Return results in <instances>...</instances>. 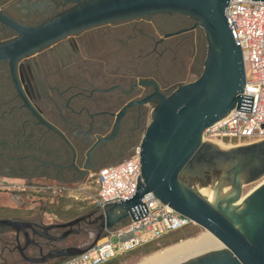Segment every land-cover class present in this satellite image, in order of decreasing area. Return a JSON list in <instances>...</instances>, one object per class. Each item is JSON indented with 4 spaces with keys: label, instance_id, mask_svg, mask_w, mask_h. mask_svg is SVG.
Returning <instances> with one entry per match:
<instances>
[{
    "label": "water",
    "instance_id": "1",
    "mask_svg": "<svg viewBox=\"0 0 264 264\" xmlns=\"http://www.w3.org/2000/svg\"><path fill=\"white\" fill-rule=\"evenodd\" d=\"M232 0H64L59 6H73L38 25L24 24L0 9V25L15 37L0 42V63H9L15 88L25 107L49 129L72 146L65 133L36 109L23 91L18 77L19 63L55 43L85 30L122 20L161 13H179L198 21L208 37V53L200 77L164 95L154 80L140 79L139 87H154L145 99L125 106L118 114V123L134 105L156 104L152 122L141 143L142 177L136 195L129 201L107 206L88 216L63 224L45 225L24 219H1L0 235L14 232L22 258L31 264H46L82 255V247L47 250L48 245L62 243L80 235L74 227L97 216L96 245L105 229L124 223L143 198L153 193L164 204L212 233L214 238L178 252L156 264H264V185L238 209L231 207L242 198V176L252 181L264 174V141L224 150L204 142L206 129L225 118L235 107L241 108L244 91L245 63L241 48L235 42L226 17ZM264 1V0H252ZM49 11V10H48ZM169 37V36H166ZM104 141L100 139V142ZM99 145V142L90 151ZM92 169L88 166L82 176ZM206 180L204 173L223 172L222 179L232 178L234 195L211 204L200 191L182 183V175ZM81 176V177H82ZM68 229L62 236L54 230ZM21 237L25 246H21ZM32 247L40 255L25 251Z\"/></svg>",
    "mask_w": 264,
    "mask_h": 264
},
{
    "label": "flooded vegetation",
    "instance_id": "2",
    "mask_svg": "<svg viewBox=\"0 0 264 264\" xmlns=\"http://www.w3.org/2000/svg\"><path fill=\"white\" fill-rule=\"evenodd\" d=\"M61 2L64 0H56L49 6L55 11L61 7L59 6ZM10 3L11 0H0V9L17 21L32 25L8 12ZM23 15L25 16L22 13ZM26 16L32 17L30 14ZM159 16L164 19H156ZM197 23L198 21L191 16L179 13H161L122 20L83 31L103 29V35L96 37L97 40L93 39L92 35L83 36L79 33L55 43L36 55L24 58L17 70L24 93L48 122L65 133L72 146H69L54 130L41 124L25 107L15 88L9 63H0L7 66L10 81L19 101V109L25 112L21 131L14 133L16 138L25 139L24 151L14 154V157L9 154L10 144L6 139L9 129L3 121L8 117V112L4 111L0 116V119L2 118L0 139L3 138V141L0 140L3 147L0 152V176H22L20 178L24 179L34 177L52 183H70L80 178L81 173L85 172L88 166L91 171L96 172L102 165H118L122 158L134 153L135 140L145 120L148 107L151 105L156 107V104L131 106L119 123L118 114L125 106L139 102L154 93L155 88L139 87L140 77L137 72L127 71L122 74L107 68L98 53H112V48L116 49L118 46L122 52L132 51L138 41L142 40L144 43H150V54L157 53L159 57H163L165 54L174 53L175 49L171 48L170 41L196 28H201L196 26ZM123 30L127 31L128 35L116 36V40H113V32ZM6 33L12 32L0 25V36ZM63 49L64 53L61 55L59 51ZM149 80L156 81L164 95L170 94L171 86L162 87L159 81ZM27 126L30 127L29 130ZM39 132L42 133L43 139H54V146L48 142L42 143V140L36 141ZM100 139L104 141L100 142ZM98 142L99 145L89 157L90 151ZM19 146L22 147L21 144ZM12 165L16 167L12 168ZM97 210L99 209L96 208L91 213ZM96 218L97 216L86 218L74 229L83 234L87 228H95L98 233L100 223H96ZM187 228L175 232L163 243L181 239L187 234ZM67 230H54L52 234L62 236ZM80 235H73L68 239ZM20 245L25 246L23 237ZM18 246L17 242L15 251H18ZM32 247L25 251L26 255L29 256ZM66 247L77 246L60 247V243H50L47 250ZM57 261L60 260L54 262Z\"/></svg>",
    "mask_w": 264,
    "mask_h": 264
},
{
    "label": "rangeland",
    "instance_id": "3",
    "mask_svg": "<svg viewBox=\"0 0 264 264\" xmlns=\"http://www.w3.org/2000/svg\"><path fill=\"white\" fill-rule=\"evenodd\" d=\"M54 1L56 0H11L8 12H11L17 18L26 23L38 25L48 21L58 14H61L73 6V4H70L66 8L60 7L58 10L54 11V8L49 6ZM22 13L25 14V16H22ZM28 14L32 15V17L26 16ZM156 19L163 20L164 18L159 16ZM102 30L103 29H96L90 32L86 31L80 33L79 35H92L93 39H95L96 37L103 35L104 32ZM112 35L114 36L113 40H116V36L125 37L128 33L123 30L113 32ZM14 36L15 35L13 33H6L4 36H0V42L12 39ZM170 42V45L172 46L171 48L175 49L174 53L165 54L163 57H159L157 53L150 54V43H144L142 40L138 41V44L132 49V51L128 50L127 52H122L120 50V46H118L116 49L115 47L112 48V53L98 54L103 62H105V66L107 68L120 73H125L127 71L137 72L140 79H155L161 83L162 87L171 86L172 88L169 93L172 94L180 86L196 81L202 74L208 53V37L202 28H196L190 33L173 39ZM114 44L116 45V43ZM159 50L161 51V49ZM59 52L63 55L64 49ZM52 58L54 59V53L52 54ZM19 106L15 89L8 75L7 66L5 64H0V116L4 111L8 112V117H6L3 121L9 129V135L6 139L9 141V154L12 157H14V154H20L24 151L23 145L25 139H19L14 136V133L21 131L22 117L25 115V112L19 109ZM155 109L156 107L153 105L148 107L145 120L142 123V127L135 140L134 153L122 158L118 164L128 161L135 154L136 149L141 146L143 137L152 122ZM29 129L30 127L27 126V130ZM36 138V141L42 140V143L48 142L54 146V139H43L41 132L36 135ZM0 140L3 141V138ZM31 141H34V139H31ZM18 143L21 144L22 147H20ZM224 143L230 147L247 146L243 144L238 145L235 142ZM36 149L39 150L38 148ZM2 150L3 147L0 143V152ZM106 166L112 165L104 164L100 169ZM14 167L16 166L12 165V168ZM96 172L91 171V174L88 173V175L82 176L76 181L70 183H52L41 178L38 179L34 177H26L24 179L20 178L22 176H0V196H7L16 203V206H14L13 209L0 206V217L12 215L15 217H25L26 219L35 221L39 219L41 214L39 208L51 210L52 207L59 208V214L57 218H54V224L59 223L58 221L61 219L65 220L84 217L96 209L92 198L95 195V185L93 181ZM212 173L213 174L204 173V176L206 175V180L203 182L201 177L198 178L196 176H192L191 170H187L183 173L181 180L183 184L190 185L192 188L200 191L207 200H212V202L215 201L214 198L217 196L220 198L232 196L234 194V188L231 180L232 178H229L228 181L223 179L221 184H219V180L222 179L224 173L216 171H213ZM262 181H264V174L252 181H247L246 177L243 175L242 197L247 196L250 191H252ZM25 184L29 185L30 188L26 191L20 190L19 186ZM60 185H65L68 188V192H64L63 194H53L45 189V187L48 186L57 187ZM36 200H42L43 204L35 207L34 205L32 206L28 203ZM67 204H71V209H69L68 212L62 211V207H65ZM31 206L32 209L29 210L28 208ZM203 230H205L203 227L193 224L186 229L187 234L179 240H173L164 244L163 241L168 240L170 236L175 234L172 233L165 236L158 242L126 254L109 264L135 263L140 258L149 255L152 252L180 242L186 238L193 237L201 233ZM96 236L97 231L95 228H87L80 236L71 237L67 241L60 243V247L75 245L86 249L93 245ZM16 243L17 239L14 232L0 235V264H31L26 262L18 251H15ZM29 256H38V251L30 250Z\"/></svg>",
    "mask_w": 264,
    "mask_h": 264
},
{
    "label": "built area",
    "instance_id": "4",
    "mask_svg": "<svg viewBox=\"0 0 264 264\" xmlns=\"http://www.w3.org/2000/svg\"><path fill=\"white\" fill-rule=\"evenodd\" d=\"M226 17L245 63L243 103L240 109L235 107L206 129L203 141L252 145L264 141V1L232 0ZM141 177L139 146L128 161L95 173L93 204L103 212L107 206L129 201L136 195ZM28 188L26 184L19 186L22 191ZM45 189L53 194L68 192L65 185ZM132 215L124 223L105 229L102 239L86 248L82 255L64 259L60 264H107L194 224L153 193L143 198L142 205L133 209Z\"/></svg>",
    "mask_w": 264,
    "mask_h": 264
},
{
    "label": "bare ground",
    "instance_id": "5",
    "mask_svg": "<svg viewBox=\"0 0 264 264\" xmlns=\"http://www.w3.org/2000/svg\"><path fill=\"white\" fill-rule=\"evenodd\" d=\"M213 144L217 145L219 148L224 149V150H229V149H232V148H236V147H230V146L226 145L224 142H222L220 140H214ZM263 185H264V181H262L252 191H250V193L247 196L242 197L237 203H235L231 207V210H238L248 200V198L256 190H258L260 187H262ZM230 197L220 198L219 196H217L216 198H214L215 199L214 202H212V200H208V201L211 204H213V205H217L218 202L226 200V199H228ZM213 238L216 241H218L219 243L222 244V242H220V240H218L212 233H210L208 230L205 229L201 233H199V234H197V235H195L193 237L186 238L184 240H181L180 242L174 243V244H172L170 246H167L165 248H162L160 250L152 252L151 254L140 258L138 261H136L135 263H132V264H156V263H158V262H160V261H162V260H164V259H166V258L178 253V252H181L183 250H186L188 248H191V247H193L195 245H198L200 243H203V242L208 241V240L213 239Z\"/></svg>",
    "mask_w": 264,
    "mask_h": 264
},
{
    "label": "crops",
    "instance_id": "6",
    "mask_svg": "<svg viewBox=\"0 0 264 264\" xmlns=\"http://www.w3.org/2000/svg\"><path fill=\"white\" fill-rule=\"evenodd\" d=\"M124 74V73H122ZM30 203V205H34L35 207L38 206V205H41L43 204L42 203V200H36V201H30L28 202ZM0 206H3V207H9V209H13L14 206H16V203L9 197L7 196H0ZM32 206L30 208H28L29 210L32 209ZM69 209H71V204H67L65 207H62V211H65V212H68ZM39 210L41 211V214H40V217L39 219L37 220V222H43V224L45 225H52L54 224V218H57L58 216V210L59 208H54L52 207L51 210H45L43 208H39ZM43 212V213H42ZM24 219V220H29V219H26L25 217H15V216H12V215H9V216H3V217H0V220L1 219ZM74 220V218H71V219H61L59 220L57 224H63V223H67L69 221H72ZM63 260H60V261H57V262H49V263H46V264H60Z\"/></svg>",
    "mask_w": 264,
    "mask_h": 264
},
{
    "label": "trees",
    "instance_id": "7",
    "mask_svg": "<svg viewBox=\"0 0 264 264\" xmlns=\"http://www.w3.org/2000/svg\"><path fill=\"white\" fill-rule=\"evenodd\" d=\"M117 260V259H116ZM116 260H113V261H111V262H109V263H112V262H114V261H116ZM109 263H107V264H109Z\"/></svg>",
    "mask_w": 264,
    "mask_h": 264
}]
</instances>
